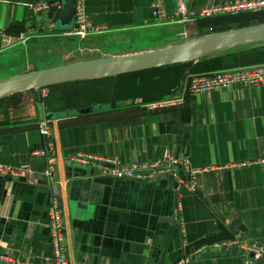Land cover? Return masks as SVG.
<instances>
[{"label":"crops","instance_id":"1","mask_svg":"<svg viewBox=\"0 0 264 264\" xmlns=\"http://www.w3.org/2000/svg\"><path fill=\"white\" fill-rule=\"evenodd\" d=\"M40 1L50 10H37ZM161 1L168 21L153 15L156 0H85L95 27L108 32L76 41L59 21L64 0H0V63L6 51L29 43L37 55L61 61L49 69L162 51L212 35L198 28L197 19L179 21V0ZM183 1L199 9L233 0ZM143 36L167 40L135 51H103ZM198 72L186 69L184 78ZM101 79L58 86L44 98L36 90L0 99V166L22 172L19 178L0 175V264H53V196L70 264H258L244 247L264 249V86L186 95L181 107L151 112L144 106L156 98L112 108L102 100L109 92ZM185 81L166 99L182 96ZM86 108L97 111L78 113ZM43 122L49 138L40 130ZM39 149L54 159L52 182L43 175L49 158L34 154ZM80 156L123 164L172 156L190 160L201 173L194 192L181 185L175 191L168 176L144 183L100 176L77 162ZM179 201L184 233L174 219Z\"/></svg>","mask_w":264,"mask_h":264},{"label":"built area","instance_id":"2","mask_svg":"<svg viewBox=\"0 0 264 264\" xmlns=\"http://www.w3.org/2000/svg\"><path fill=\"white\" fill-rule=\"evenodd\" d=\"M39 11H49L51 4L46 1L37 2L35 5ZM264 11V0H233L223 4H208L199 9H188L183 0H179L176 15L179 16L180 22H189L199 18H207L229 14H239L247 12ZM153 15L160 19H167L168 15L165 11L161 0L154 3ZM176 15L172 17H176ZM104 28L95 27L86 11L85 0H76V9L74 15V28L70 35H75L84 40L91 34H101ZM243 86H264V64L239 68L227 71H217L207 74H198L188 77L183 84V95L177 98H170L158 102L146 104L144 107L151 112L165 111L171 108L181 107L186 102V95L205 94L213 90L227 89L234 85ZM41 96L44 98L49 94L47 88L41 89ZM40 130L42 134L49 138L50 131L46 122L41 124ZM34 154L46 156L49 159V166L43 175L52 182L55 177L54 159L50 150H35ZM83 165H92L97 174L100 176L110 177L116 180L149 182L158 177H171L176 181L178 186L175 191H179V186L186 187L190 192L196 189V180L201 173L200 169L195 168L190 160H179L172 156L152 162H139L131 164H123L118 159L98 158L93 156H80L76 160ZM180 171H184L186 176L183 177ZM0 175L10 177H21L22 172L17 170H9L0 166ZM179 198V196H178ZM180 199V198H179ZM182 205L177 203V214L175 220L181 225L182 232L183 219L181 217ZM50 233L52 239L53 264H70L66 250V240L64 234L62 212L57 197H52V206L50 208ZM248 254L253 255L255 260H263L264 249L258 246L244 247ZM5 258L0 257V260ZM188 260H181L177 264H188Z\"/></svg>","mask_w":264,"mask_h":264},{"label":"water","instance_id":"3","mask_svg":"<svg viewBox=\"0 0 264 264\" xmlns=\"http://www.w3.org/2000/svg\"><path fill=\"white\" fill-rule=\"evenodd\" d=\"M76 0H64L59 21L66 30L74 24ZM264 43V23L252 27L212 34L174 48L138 55L100 58L66 66L49 68L14 77L0 83V99L48 87L91 79L114 77L153 70L206 59L253 44ZM96 109L80 110V115L96 112ZM172 181L171 177H168ZM176 188L177 183H173ZM238 247L235 248L237 250ZM258 264H263L260 260Z\"/></svg>","mask_w":264,"mask_h":264},{"label":"trees","instance_id":"4","mask_svg":"<svg viewBox=\"0 0 264 264\" xmlns=\"http://www.w3.org/2000/svg\"><path fill=\"white\" fill-rule=\"evenodd\" d=\"M264 18V11L260 12H247V13H239V14H229V15H221V16H214V17H207V18H199L197 21L199 22V29L205 33L207 29V33L205 34H217L228 32L232 30L252 27L255 24L253 20ZM209 30V31H208ZM264 64V43L260 44H253L244 47L235 48L233 50H229L227 52L213 54L210 55L208 58L199 60L194 65V62L186 63V64H179L173 65L168 67L157 68L153 70L132 73L127 75L121 76H114V77H106L101 79L99 82H104V80H114L115 85L113 89L116 88L122 89L124 82L127 83L126 89L131 91V94L125 98H121L117 92L114 93L113 90V98L112 92L110 93V89L104 92L108 94L109 97L107 100V96L104 95L102 100H106V102H110V106L115 108L116 106L119 107L124 102H128L130 100H134L139 97L148 98H156L159 100L168 98L170 95L171 90L177 88L182 85L183 80L186 74L183 72L186 69H192L193 71H201L200 73L195 74H207L213 73L217 71H227V70H234L239 68H246L251 66L263 65ZM158 72L160 75H155L154 77L149 78L147 75L150 73ZM146 75V76H145ZM184 78V79H183ZM79 81V82H86ZM101 83V87L105 86V82ZM73 83V82H72ZM77 83V82H74ZM69 84V83H67ZM56 85L52 87H48L47 89L50 90L53 88H57ZM98 92V91H97ZM98 94H102L100 91ZM119 96V97H118ZM147 101V100H145ZM120 103V104H119ZM119 104V105H117Z\"/></svg>","mask_w":264,"mask_h":264},{"label":"rangeland","instance_id":"5","mask_svg":"<svg viewBox=\"0 0 264 264\" xmlns=\"http://www.w3.org/2000/svg\"><path fill=\"white\" fill-rule=\"evenodd\" d=\"M177 19L178 18H176L175 20H177ZM170 20H172V19L170 18ZM165 21H168V19H166ZM254 21H255V24H262V23H264V18L257 19V21L253 20V22ZM72 27L74 28L73 23H72ZM73 28L71 30H73ZM71 30H69V31H71ZM107 32H108V30L104 29L101 32V34H104ZM98 34H99V32H98ZM72 36L75 37L76 41L81 40L79 37H77L75 35H72ZM166 40H167V38L163 37V38H159L158 40H156L154 42H149V36H143V37L137 38L133 41L132 40L115 41L114 43L106 46L103 49V51L106 53H108V52L120 53L122 51H131V50L135 51V50L144 49V48L151 47V46H158V45L164 44ZM175 40L177 41L178 38H175L173 41H175ZM52 45L53 44H51V46ZM47 46H49V44ZM29 50H31V52H29ZM34 51H36V46L32 43H29L27 46L17 45L15 48L6 51L5 54L3 55L2 59H1L4 62L0 63V83L4 82V80L5 81L9 80L11 77L15 76L16 74L19 75L20 73H22L19 75V76H21V75L41 71L43 69L45 70L48 67L60 65L61 61H58V60L54 61L53 59L49 58L46 54H38L37 55L36 52H34ZM28 64H30L32 66L28 67ZM155 75H160V74L158 72H154V73L148 74L147 76L149 78H151V77H154ZM192 75H198V74H192ZM104 82H105V84H104L105 87L110 89V93L112 92L111 94H112V98H113V90H114L113 87L115 85V81L108 79V80H104ZM126 85H127V83L124 82L122 89H120L118 87L114 90V93L117 92L118 94H121L120 95L121 98H125L126 96L128 97L131 94V91L126 89ZM119 104H117V105H119Z\"/></svg>","mask_w":264,"mask_h":264}]
</instances>
